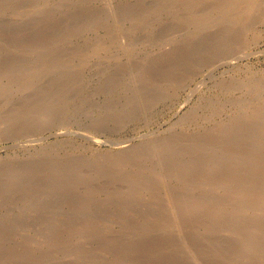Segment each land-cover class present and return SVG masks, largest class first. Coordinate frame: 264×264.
Instances as JSON below:
<instances>
[{"label":"rangeland","instance_id":"1","mask_svg":"<svg viewBox=\"0 0 264 264\" xmlns=\"http://www.w3.org/2000/svg\"><path fill=\"white\" fill-rule=\"evenodd\" d=\"M0 264H264V0H0Z\"/></svg>","mask_w":264,"mask_h":264}]
</instances>
